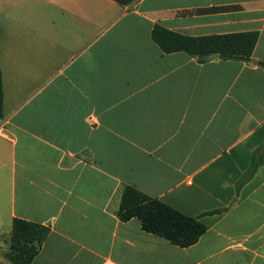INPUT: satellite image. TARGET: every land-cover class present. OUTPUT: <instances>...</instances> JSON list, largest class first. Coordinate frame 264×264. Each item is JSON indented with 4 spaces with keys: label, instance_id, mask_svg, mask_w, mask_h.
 <instances>
[{
    "label": "crops",
    "instance_id": "1",
    "mask_svg": "<svg viewBox=\"0 0 264 264\" xmlns=\"http://www.w3.org/2000/svg\"><path fill=\"white\" fill-rule=\"evenodd\" d=\"M156 25L259 40L200 63ZM0 26V264L14 219L49 229L32 264H264V0H0ZM127 186L208 230L121 220Z\"/></svg>",
    "mask_w": 264,
    "mask_h": 264
},
{
    "label": "trees",
    "instance_id": "2",
    "mask_svg": "<svg viewBox=\"0 0 264 264\" xmlns=\"http://www.w3.org/2000/svg\"><path fill=\"white\" fill-rule=\"evenodd\" d=\"M114 1L122 6H128L136 0ZM152 39L164 54L183 52L196 58L200 63L207 62L213 56H219L225 61L246 62L253 55L259 34L248 32L191 37L156 25L152 31ZM4 118V88L0 68V119ZM254 170L255 166L251 168L250 174H253ZM118 215L123 221L139 219L144 231L182 248L195 245L208 230L202 219L187 216L162 200L152 198L131 186L123 190ZM48 234L49 229L42 225L14 219L10 247L5 259L11 264H32Z\"/></svg>",
    "mask_w": 264,
    "mask_h": 264
}]
</instances>
